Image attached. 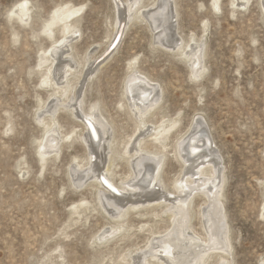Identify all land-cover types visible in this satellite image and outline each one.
Wrapping results in <instances>:
<instances>
[{
  "label": "rangeland",
  "instance_id": "obj_1",
  "mask_svg": "<svg viewBox=\"0 0 264 264\" xmlns=\"http://www.w3.org/2000/svg\"><path fill=\"white\" fill-rule=\"evenodd\" d=\"M25 1L28 15L21 17L15 6ZM116 1L0 0V264H126L131 252L138 250L139 256L145 249L152 232L161 233L166 227L149 216L133 218L129 238L100 245L99 235L113 223L101 210L96 191L79 186L76 173L70 171L88 156L80 136L76 137L81 135L80 125L68 113L54 120L63 134H76L54 153L48 152L45 165L39 161L36 146L44 136L40 123L49 113L52 90L41 83L39 64L46 62L43 51L60 58L53 48L62 58L68 55L77 69L92 52L94 66L85 68L86 80L76 88L74 103L80 101L86 112L95 105L111 128L116 155L106 159V165L110 169L115 163L113 180L119 187L130 174L127 141L138 132L123 96L131 71L160 88L159 103L145 119V135L140 132L143 148L160 150L148 138L152 125L166 128L172 121L177 123L164 141L167 157L161 175L167 191H173L171 183L182 172V163L174 157L176 143L193 119L205 120L223 168L222 205L230 230L231 264H264L262 3L251 0L232 11V0H218L221 8L215 12L212 0H167L170 21L161 29L166 32L161 41L144 12L157 0H141L132 12L127 11L126 0ZM63 6L84 8L76 16L77 29L66 37L57 29L52 44L46 31L54 12ZM118 16L119 43L108 54ZM196 43L203 52L200 74L191 73L188 59ZM131 63L134 67L129 69ZM94 160L101 170V158ZM81 203L85 205L79 215H73L72 208ZM203 205L196 202L191 223L192 232L201 238L204 219L198 211ZM144 224L149 226L140 230Z\"/></svg>",
  "mask_w": 264,
  "mask_h": 264
},
{
  "label": "bare ground",
  "instance_id": "obj_2",
  "mask_svg": "<svg viewBox=\"0 0 264 264\" xmlns=\"http://www.w3.org/2000/svg\"><path fill=\"white\" fill-rule=\"evenodd\" d=\"M250 1L232 0L230 2L232 11L239 7L244 8ZM258 1L262 3L264 13V0ZM140 2L141 0H126L127 11L135 10ZM153 4L151 9L144 12L149 15L151 22L156 26L157 36L163 41L166 32L161 29H165L170 21L167 14L169 3L167 0H157ZM211 4L215 12L220 11L218 0H212ZM27 5L25 1L15 6L21 17L28 15ZM83 8L63 6L54 12L53 23L49 24L46 31L47 38L52 44L55 43L54 35L57 29H61L62 37L70 35L77 29L79 21L76 16ZM143 8L141 7L137 13ZM120 26L121 21L118 16L113 24L114 33L109 36L111 40L114 35L112 42L110 41L113 44L120 35ZM115 28H117L116 33ZM52 52L60 58L53 59L50 52L43 51L46 62L39 64L41 83L52 90L48 98L50 104L46 107L49 113L40 123L44 136L37 142L36 154L39 161L44 164L48 152L60 149L62 143L70 141L76 134V131L70 134L61 132V127L54 120L58 114L68 113L80 125L82 132L76 137L80 136L88 159L77 162L76 167L70 168V171L74 170L76 173V182L79 186L96 191L101 210L113 223L112 227L99 235L97 241L101 243L100 245L107 246L129 238L131 234L129 221L133 218L144 219L149 216L166 223L165 230L161 233L152 232L148 243L146 242L147 248L139 249V256L136 254L138 250L131 252L130 260L126 264H209L212 260L216 261V264H231L233 260L230 230L224 222L222 205L223 168L205 120L200 117L193 119L189 130L176 143L174 157L182 163V172L171 183L173 191H167L161 175L167 157L164 141L177 123L172 121L166 128L162 125H152V133L148 138L160 145V150L153 152L143 148L144 139L141 138L140 132L143 133L147 129L148 123L145 119L159 103L160 88L149 78L131 71L125 82L123 96L129 102L127 108L137 123L135 125L138 132L135 133L136 138L134 136L127 141L126 154L129 157L125 161L130 168V174L121 179L119 187L113 180L115 163L111 164L110 169L106 165V159L112 160L113 157L111 159L110 157L116 155L114 142L110 139L111 128L95 105L86 112L80 101L74 103L76 88L86 80L85 68L92 69L94 66L95 59L91 57L92 52L90 57L86 58L85 65L81 67L78 64L79 69L68 55L62 58V53L55 48ZM188 59L192 67L191 73L196 71L200 74L203 71V52L199 44L196 43V47L191 48ZM100 66L101 64L94 68L93 73ZM132 67L134 63L129 65V69ZM72 92L73 96L70 97ZM40 106L44 107L45 104L42 103ZM59 131L61 134L58 133ZM160 134H163V138H159ZM97 156L101 158V164H104L101 170H97L95 166L94 159ZM199 200L204 202L203 207L198 211L204 219L201 224L203 238L192 232L191 224L197 213L194 206ZM83 205L85 203L73 207V215H79L78 211ZM147 226L149 224H144L140 230Z\"/></svg>",
  "mask_w": 264,
  "mask_h": 264
},
{
  "label": "water",
  "instance_id": "obj_3",
  "mask_svg": "<svg viewBox=\"0 0 264 264\" xmlns=\"http://www.w3.org/2000/svg\"><path fill=\"white\" fill-rule=\"evenodd\" d=\"M119 39H120V36L118 35L117 38H116V40L114 41V44L110 47V50H109L108 54L110 52H112L113 49H114V47L119 43Z\"/></svg>",
  "mask_w": 264,
  "mask_h": 264
}]
</instances>
